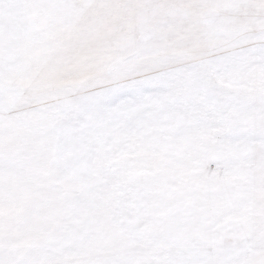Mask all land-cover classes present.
<instances>
[{
  "label": "snow or ice",
  "instance_id": "6c2138e0",
  "mask_svg": "<svg viewBox=\"0 0 264 264\" xmlns=\"http://www.w3.org/2000/svg\"><path fill=\"white\" fill-rule=\"evenodd\" d=\"M0 264H264V0H0Z\"/></svg>",
  "mask_w": 264,
  "mask_h": 264
}]
</instances>
